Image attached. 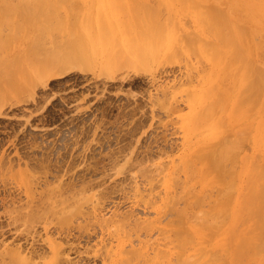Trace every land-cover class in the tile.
Here are the masks:
<instances>
[{
    "label": "rangeland",
    "instance_id": "1",
    "mask_svg": "<svg viewBox=\"0 0 264 264\" xmlns=\"http://www.w3.org/2000/svg\"><path fill=\"white\" fill-rule=\"evenodd\" d=\"M196 1L199 0H0V71L4 72L0 73V232L7 228H11L10 232L28 228L43 239L62 240L64 244L72 242L74 250L66 252L72 264H104V257L110 256L107 255L110 251L108 264H124L121 256L136 247L139 238L143 241L150 238L153 242L162 237L157 228L138 239L129 234V230L138 221L146 223L158 216L164 223L169 220L171 210L166 197L180 192L186 179V173L181 170L183 155L194 153L204 144L202 134L207 129L192 127L188 101L206 86L205 78L212 71L211 61L203 57L207 59L205 62L209 61L205 63L186 41L190 35H197V39L202 37L200 22L197 23L200 19L194 16ZM217 1H221L222 10L229 9L228 4L232 2ZM243 12L245 10L234 11L235 19L245 20L246 26L256 33L255 41H263L264 25L260 16L250 11L241 16ZM21 13L24 14L20 16ZM7 17L13 22L24 20L25 26L22 20L19 24L25 29L29 22L34 23L26 30L18 26V31H14L18 36H15L11 28L17 29V24L16 28L10 21L9 26ZM173 17L178 20L174 22ZM161 22H164L160 27H164V36L157 26ZM170 27L174 33L169 34H175L172 42L167 38ZM151 36H157L156 40H160V36L164 39L154 45L156 42ZM133 37L140 39L143 45L140 47L148 50L149 57L146 63L140 60L129 66L131 69L122 66V70H114V73H101V67L92 62L86 63L87 71L73 70L62 76L46 77L33 67V54L59 40H80L94 53L92 48L96 45L107 52L109 47ZM32 38L36 42L32 43ZM38 43L43 46L37 47ZM262 51L264 53V49ZM260 54L256 59L263 68L264 54ZM11 66L14 68L10 69ZM8 69L9 76L5 74ZM185 115L190 121L183 119ZM249 116L237 126L253 133L258 123L257 112ZM229 135H233L232 131L227 135L232 138ZM190 149L193 151L189 153ZM242 149L251 152L252 142L244 143ZM171 174L173 180L168 182ZM195 184L197 189L201 188V184ZM208 192L214 200L217 190ZM210 198L203 200V209L211 205ZM160 207L165 210L158 213ZM16 210L27 213L28 219L31 215L39 219L30 217L34 225L25 224L24 216L8 226L9 213ZM94 210L100 212L98 217L109 220L107 233L105 227L96 222ZM128 213L133 215L125 218ZM64 218L70 220L69 224ZM59 222H65L64 231L60 230L61 224L58 228ZM47 224L48 232L44 229ZM68 230L72 232L69 242ZM88 233L93 234L91 239ZM11 241V236L0 233V251ZM160 247L164 249L162 244ZM78 249L85 250L86 255L80 256ZM120 249L124 251L118 255ZM45 252L43 259L53 264L52 252L47 247ZM152 252L150 254L154 255ZM43 259L36 258L38 262ZM3 261L10 259L0 256V262Z\"/></svg>",
    "mask_w": 264,
    "mask_h": 264
},
{
    "label": "bare ground",
    "instance_id": "2",
    "mask_svg": "<svg viewBox=\"0 0 264 264\" xmlns=\"http://www.w3.org/2000/svg\"><path fill=\"white\" fill-rule=\"evenodd\" d=\"M4 2L5 1H3V3ZM194 3V16L196 19H200L197 23L200 22L198 26H201L199 31L202 37L197 39V35L191 36L189 34L190 36H188L186 33L189 37L186 41H189L188 44H190L191 49L202 56L201 58H208L211 61L210 66L212 65L211 73H207L208 76L205 78L208 86L206 83L207 87L201 86L203 87L201 90H197L196 88V93L190 96L188 100L191 104V113H189V116L190 114L192 116V127L199 130L207 129L206 133L202 134L204 140L202 143L204 144L200 145L197 149L195 148L196 150L194 153H186V155H183L181 170L183 168L182 171L186 173V179L183 181V189L180 192L166 197L170 205L169 209L171 210V217L169 220L164 223L161 217L158 216L155 220H146V223L142 221H138L140 222L138 223L136 221L137 223L132 225V228L130 227L131 229L129 228L132 231L130 232L129 230V234H134V236H137V239L143 236L142 234H151L155 228L161 231L162 237L156 238V241L153 240V242L149 240L150 238H147V240L145 238L144 241L139 238L138 247L133 246V249L130 247L131 250L125 252L126 255L123 254L121 256L124 264H264V67L261 68L256 59L257 54H264L262 51L264 49V40L260 39L263 40L260 42L255 41V31H252L246 26V22L242 18L239 17L235 19L234 13L237 9L245 10L241 16H245L247 11L257 13L264 25V0H232V2L228 4L229 9L226 10L221 9V1L219 2L217 0H199ZM7 4L9 5V3ZM29 6L30 5L27 7ZM22 14L24 13H21L20 16ZM0 17H2V15ZM173 18L174 22L178 20L175 17ZM11 19L8 18V21L10 22ZM18 20L19 19H15V22H11H13V24L15 23V27L17 24V27L20 26L22 27L21 29L24 30H26L29 25L31 26V22H33H29L30 24L28 23L29 25L25 29L23 28L25 26L24 20L21 19L23 23L21 20L19 21L24 26H22L21 23L20 25L19 22H17ZM172 22L173 21H171V23ZM4 23L8 24L7 21H4ZM35 24H33V26ZM144 24L145 23H143V25ZM170 25H173V23ZM157 26L162 36H164V27L160 28L164 26V22L158 23ZM18 29L19 27L17 29H13L12 27V34L15 30L18 31ZM169 29H171V27L168 28L169 32H167L169 36L167 35V38L172 42L175 34L170 35L172 32L174 33V30L171 31ZM17 31L14 32V34H16L15 36H18ZM183 34L182 36H184ZM179 37H181V34ZM7 38L9 37L7 36ZM157 38V36H151L153 42H156L154 45L164 39V37L161 36L160 40H156ZM175 38H177V35ZM184 39L185 38L182 37V40ZM139 40L140 39L137 37L130 40L126 39L123 44L118 43V45L109 47L110 51L107 52L105 49L103 52L101 47L96 45L92 48L94 53H91V48H89L87 44H83L84 42L80 40L70 41L69 39H63L62 41L59 40V42L56 41L53 44H49L47 47L40 50L38 54H33L34 57L32 58H34V63L39 69L36 68L34 63H32V66L34 64V69L40 71V73L46 77L62 76L68 71L73 70L87 71V66H85L86 63L92 62H95L94 64L96 66L99 65L101 67V73L106 71H113L112 73H114L117 70H122V66H128V69H131L129 66H132L140 60L146 63L145 59L149 57L148 50L140 47L142 44L139 43ZM30 41L34 43L33 41L35 40L32 38ZM177 44L179 45V43ZM38 45L43 46L38 43L37 47ZM34 46L35 44H33V46L31 45L32 49ZM185 49L188 48L186 47ZM170 53L171 52H168V55ZM204 58L203 60L205 62L207 59ZM16 59L17 58H15V60ZM198 60H200V58ZM10 62L11 61H9V64ZM206 62L209 63V61ZM139 64L140 62H138L137 67L141 66ZM12 68H14V66H11L10 69ZM123 68L125 69V67ZM137 71H139V69ZM1 72H3V70L0 71V73ZM5 74L8 76L11 74L9 69ZM105 74L104 76H106ZM3 83H5V81ZM198 89H200L199 86ZM254 112H257L258 123L253 133H250L244 127L237 126ZM185 117L187 116L185 115ZM185 117H183V119H186V121L190 118ZM188 121H190V119H188ZM192 124L190 122V126ZM230 131L233 133V135H231L232 138L227 136L230 134ZM247 142H252L253 150L251 152H246L243 151L244 148L242 149V145ZM190 150L189 153L193 151ZM179 167L177 170H179ZM168 177V182L173 180L172 174ZM150 183L152 184V182ZM195 183L201 184V188L199 187L197 189ZM209 189L217 190L214 200L212 196L210 198V195H208ZM206 198L208 200L210 198L211 205H209V208L203 209L205 207L203 205V200H206ZM48 206L49 205H47V207ZM150 206H152L151 203ZM43 207L42 209L45 211L47 207L45 208V205ZM96 208L94 209L96 210ZM95 210L93 215L97 220L95 218H93V220H96L99 226H104L106 232V229L108 230L106 227L109 224V220H107L106 217L102 218L103 216L98 217L100 212L98 213ZM163 210H165L164 207L157 208L158 213ZM52 213L55 212L53 211ZM128 214L130 215L126 214L127 216L125 218H129L133 215V213ZM67 215L69 214H66V216ZM24 216L27 218L28 222ZM27 216V213L17 210L10 212L9 219L11 220H9V223L7 222L8 226L14 225L15 221L22 218H24L22 220L26 222L25 224L33 221V219L29 221L32 215L29 219ZM54 217L57 219V216ZM31 218L35 220L38 217ZM44 218H47L45 220L49 221L48 217ZM66 218H64V221L67 223L70 220ZM113 219L114 218H112V220ZM60 222L57 223L58 228L65 223L61 224ZM114 222H116V220ZM121 222L123 223V221ZM126 222L128 221L124 223L127 224ZM44 223L46 224V222ZM48 226V224L44 225L46 232L49 231ZM66 227H68V225ZM61 229L63 230V225L60 230ZM10 230L11 228H7L0 232L2 235L11 236L12 241L9 244H13L12 246L7 243L4 247L5 249L3 248V251H0V256H8L10 259L9 262L3 261L0 262V264H51L43 259V255L47 253H44L45 247L53 254V264H63V262L68 264L73 263L69 255L66 254L69 249L74 250L72 242L64 244L62 240L60 242L59 240L56 241V239H43L39 233L28 228L15 230V232H10ZM70 232L71 231L68 230V233H65L67 241L71 237L70 234L72 232ZM57 233L59 234L58 229ZM125 233H127L126 236L129 235L128 231ZM79 235L81 236V234ZM92 235L89 234V238ZM89 238L87 239L90 240L91 238ZM103 239L104 238L101 240ZM102 242L105 243L104 241ZM161 244L164 246V249L160 247ZM124 248L127 250V247ZM121 250L122 249L117 253L118 255L122 254ZM151 251H153L152 253H154V255L150 254ZM76 252L80 256L85 254V250L81 251L78 249ZM111 252L112 251L107 253V255L110 254V256L104 257V264L109 263L108 258L111 257ZM34 257H38V259L42 257L43 262H38Z\"/></svg>",
    "mask_w": 264,
    "mask_h": 264
}]
</instances>
